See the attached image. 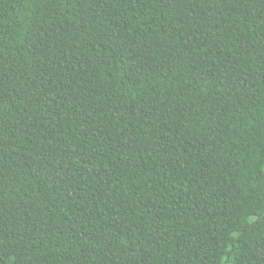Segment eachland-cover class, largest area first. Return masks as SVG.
<instances>
[{
  "label": "trees",
  "instance_id": "trees-1",
  "mask_svg": "<svg viewBox=\"0 0 264 264\" xmlns=\"http://www.w3.org/2000/svg\"><path fill=\"white\" fill-rule=\"evenodd\" d=\"M0 264H264V0H0Z\"/></svg>",
  "mask_w": 264,
  "mask_h": 264
}]
</instances>
